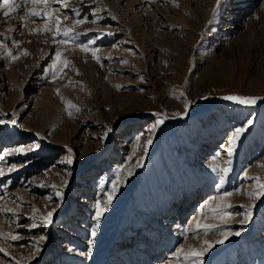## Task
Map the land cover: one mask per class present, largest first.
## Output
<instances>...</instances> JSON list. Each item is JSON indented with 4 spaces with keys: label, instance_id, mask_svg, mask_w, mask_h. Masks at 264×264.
<instances>
[{
    "label": "rangeland",
    "instance_id": "1",
    "mask_svg": "<svg viewBox=\"0 0 264 264\" xmlns=\"http://www.w3.org/2000/svg\"><path fill=\"white\" fill-rule=\"evenodd\" d=\"M22 4L0 12V264H177L178 248L204 241L203 264H264V0H222L215 16L217 0H48L35 8L52 13L49 32ZM57 17L67 44L53 42Z\"/></svg>",
    "mask_w": 264,
    "mask_h": 264
},
{
    "label": "snow or ice",
    "instance_id": "2",
    "mask_svg": "<svg viewBox=\"0 0 264 264\" xmlns=\"http://www.w3.org/2000/svg\"><path fill=\"white\" fill-rule=\"evenodd\" d=\"M57 3L61 4V7H67V0H56ZM23 3H31L33 5V8L30 10L26 11V16L27 17H35V18H40L43 17L45 19V24L43 26L42 31L44 32H49L52 31L50 25L47 23V21L52 20L53 16L51 12H40L37 11L35 6L36 5H42L44 7L48 6V0H23ZM222 3V0H217V8L214 9V13L213 15L215 16L216 11H218L220 4ZM23 8V4L22 3H17L16 0H0V9H3V16L5 17V19L9 18L11 15L17 14V12L19 10H21ZM77 16H79V13H76ZM87 21V17H84L83 19H76L74 21L75 24H83ZM95 22V21H93ZM55 24H56V28H55V34L53 35V42L54 43H58V44H67L68 38L70 37V34L73 32L72 29L70 28H61V21L60 19L57 17L55 18ZM2 35V34H0ZM64 37V39H57V37ZM75 37L72 36V39H74ZM13 44H17V41H15L14 39L12 40ZM0 47H5L4 45H0ZM77 47L80 48L81 51H89L91 50L92 52V56L94 59H96L99 62V57L96 55L98 49L96 48H90L89 44H79L77 45ZM28 53L26 51H24L22 53V55H27ZM7 55L12 59V60H16L18 59V57L16 55H13L11 50H8ZM61 56V52L59 50L56 51V59L53 60L52 65L50 66V70L55 69L57 67V60L60 58ZM69 63V61L67 60H63L62 64L67 66ZM126 63V61H125ZM53 75L55 76L56 73L53 72ZM58 91V90H57ZM207 97H205L206 99ZM224 100H228V101H234L236 103L239 104H244V105H254L257 102L256 97H242V96H236V95H229V96H225L223 97ZM190 102H186L185 103V112L183 113V115L187 114V109L189 107ZM68 105L70 108H74V105H71L70 102H68ZM78 110V109H77ZM70 114V113H69ZM157 116H160V114H156ZM175 115H182L181 113H176ZM164 122V118L161 117L160 119H158L156 121V123H154L151 128L148 130L149 132H154V130L156 129V127L160 124H162ZM5 123V121L0 120V124ZM9 123L11 124H15L16 121L13 119L11 121H9ZM251 123V121H249V124ZM109 131H111V129H109ZM245 131V128L240 127V128H236L232 134L231 137L229 138V147L227 149V152L229 155L232 154L233 151V147L232 145H234L235 141L240 137V135ZM107 135V133L105 134ZM152 140L151 137H149L147 144H151ZM36 147H39L38 145ZM31 150V149H29ZM25 151V149L23 147H18L16 149L13 150V152L15 153H23ZM147 151V147L145 146V152ZM68 156L64 159L61 160L60 162L63 164H67V165H71L73 163V156H72V150L68 149ZM11 170V169H10ZM223 173H227L228 171H230L229 168H224L221 170ZM4 173L2 171H0V176H2ZM130 174V173H129ZM245 175L247 176V173H245ZM119 173L117 174V180H114L112 182V188L111 191L107 193V197L106 200L103 202V207H101V201H97L96 203V214H95V220H96V226L93 227L91 229V235L92 237L96 236L97 233V229L99 227V220L100 217L102 216V214L104 212H106L108 210V207L111 205L112 199L115 195V193L118 191V187H117V182L119 180ZM221 183H223V176H221ZM103 191V189H102ZM57 195L61 197L62 199V194L57 191ZM226 196H230L232 195V193H225ZM250 196H253L254 198H258L257 194L255 193H249ZM259 196H264V184H261L260 186V191H259ZM49 199H51V197H49ZM229 207H231V205H229ZM56 211V209H52V211H49L47 213V215H45L43 217V224L44 226H47L48 224H50L52 222V216L53 213ZM213 211H215V209H213ZM251 217V209L249 208L247 213L244 216V219L242 221H240V223H247V221L250 219ZM222 222L223 223H227L229 216L227 214H222L221 216ZM37 225L36 223H33L31 225V227L35 228ZM197 227H200V225L198 224ZM205 230H208L210 228H214L216 227V225H208L205 224L203 225ZM0 235H2V233H0ZM229 235H240L239 231L233 232V233H228V232H223L220 234V238L217 239L214 243L215 244H219V243H223ZM8 238L12 239V240H17L19 239L18 235H12L9 234ZM46 237L44 236H40L38 238V242L34 245V247L36 248V252L38 253L40 251V245H39V241H43ZM91 243V241L89 242ZM212 246H214L213 243H210L209 241H204L203 242V246L199 249L194 248V247H189L187 250H185L184 248H178L176 250V252L173 254L174 257L176 258L177 264H179V261L181 260V258H183L184 264H203L201 257L204 255L205 252H207ZM0 252H4V249L0 248ZM7 254V253H5ZM89 253H84V255H87ZM169 264H171V262H169Z\"/></svg>",
    "mask_w": 264,
    "mask_h": 264
},
{
    "label": "bare ground",
    "instance_id": "3",
    "mask_svg": "<svg viewBox=\"0 0 264 264\" xmlns=\"http://www.w3.org/2000/svg\"><path fill=\"white\" fill-rule=\"evenodd\" d=\"M16 2H17V3H22V0H16ZM20 11H21V10H20ZM0 12H1V14L3 15V9H0ZM14 15H15V14H14ZM3 17H4V16H3ZM16 17H17V16H16ZM4 19H5V17H4ZM9 31H10V28H9ZM9 31H8V32H9ZM10 32H11V31H10ZM17 131H18V133L20 132V129H18V127H17ZM76 256H78V255L76 254ZM80 260H81V258H78V261H80ZM147 260H148V261H151V260H150V257H148ZM141 261H142V260H141ZM143 262H144V264H145V263L147 264V262H145V261H143ZM123 264H129V263L127 262V259H126V261L123 262Z\"/></svg>",
    "mask_w": 264,
    "mask_h": 264
}]
</instances>
